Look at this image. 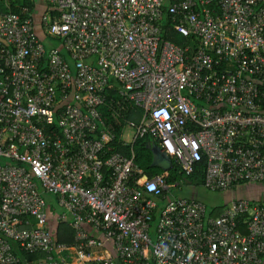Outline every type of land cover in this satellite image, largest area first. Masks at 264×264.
I'll return each instance as SVG.
<instances>
[{"label": "built area", "instance_id": "1", "mask_svg": "<svg viewBox=\"0 0 264 264\" xmlns=\"http://www.w3.org/2000/svg\"><path fill=\"white\" fill-rule=\"evenodd\" d=\"M47 2L42 31L62 38L47 47L32 12L0 11V264H260L264 203L207 213L112 141L136 106L135 134L186 173L204 162L206 188L264 181V0ZM165 10L194 49L162 37Z\"/></svg>", "mask_w": 264, "mask_h": 264}, {"label": "trees", "instance_id": "2", "mask_svg": "<svg viewBox=\"0 0 264 264\" xmlns=\"http://www.w3.org/2000/svg\"><path fill=\"white\" fill-rule=\"evenodd\" d=\"M24 8L27 10L25 11ZM35 9V0H10L9 4H7L4 7H1L0 5V11L1 10H10V11H16L19 12L21 15H25L27 12H32ZM161 26H162V37L170 39L176 43L179 44H185L187 42H190L191 49L195 48L197 45V40L190 37V36H184L181 33H179L173 25L171 14L165 10L160 18ZM38 32V29H37ZM45 35V36H44ZM40 37L42 40L43 38L47 37L56 40L59 42L62 40V38L58 35L52 36L51 34H44ZM43 41V40H42ZM44 43V42H43ZM46 46V43H44ZM47 47V46H46ZM108 95H113V97H117L118 95L113 90L107 91ZM100 109L103 111V113L108 114V117L110 120H112L110 115V109L106 107V105L102 104L100 105ZM264 109V107H263ZM141 109L132 108V106H129L127 110H123V114H119V122H115V136L112 141V145L114 149H117L125 154L130 155L131 153H134V160L135 162L143 169L144 173L148 177H152L156 174L163 173L165 176L166 183L170 186L177 185L176 183L180 181L181 183H188V184H194V185H203L204 181V162L198 161L195 163L194 169L186 173L179 160L173 155L172 152L167 150L166 152L171 156L172 159V166L166 170L163 171L159 166L153 165L151 163L152 160V151L150 149V146L148 143L154 142L159 147L162 148L161 141L159 138L152 136L147 130H145L142 134L137 133L130 141H125V139L122 137V133L124 131V128L127 124L133 125L135 128L138 127L139 121L141 118ZM45 198L46 202L49 204V218H48V227L53 230V233L55 237L58 240L63 241H72L74 238V229L72 226H70L67 221H59L56 220L55 215L56 211L58 210L57 205H55L54 199L55 195L51 193L42 194ZM27 218L31 219L32 221L35 219L34 215L30 213L24 214ZM54 219V222H53ZM57 223V224H55ZM19 252V251H18ZM23 260L31 259L37 256L36 253H26L24 251L19 252ZM95 255H100V250L94 252Z\"/></svg>", "mask_w": 264, "mask_h": 264}, {"label": "crops", "instance_id": "3", "mask_svg": "<svg viewBox=\"0 0 264 264\" xmlns=\"http://www.w3.org/2000/svg\"><path fill=\"white\" fill-rule=\"evenodd\" d=\"M0 2H2L4 6H6L7 4H9L10 0H0ZM46 10H49L47 0H35V9L33 11V14L36 22V28L38 29L39 32L38 33L39 36L44 35L41 28L40 16ZM45 40L47 46L55 45V43H58L56 40L54 41V39L48 38V36L45 37ZM123 134L124 131L122 133V137ZM133 137L131 139L130 138L125 139V141H130L133 139ZM191 185L196 186L194 184ZM216 191L217 193L215 194V196H210L209 194L202 192V195L208 196L206 198L208 202H210V204H207V201H205L203 197L200 196L201 193L200 190H194L190 195H185V196L193 197L197 200L204 202L207 208V213H211L213 215L220 213L226 206L230 204L231 200L233 199L245 198L250 202L251 206H254L259 203H264V181H241L236 184H232L225 189L216 190ZM84 224H87L86 227L89 231H94V229L91 226H89L88 223H84ZM239 229L241 231H244L245 230L244 225L240 224ZM260 264H264V253H263L262 262Z\"/></svg>", "mask_w": 264, "mask_h": 264}, {"label": "rangeland", "instance_id": "4", "mask_svg": "<svg viewBox=\"0 0 264 264\" xmlns=\"http://www.w3.org/2000/svg\"><path fill=\"white\" fill-rule=\"evenodd\" d=\"M1 7H4L3 3L0 2ZM39 33V32H38ZM44 43H46L45 38L42 39ZM55 41V40H54ZM55 43V42H54ZM47 44V43H46ZM57 44V43H55ZM47 46V45H46ZM135 132V127L133 125H126L125 130H124V134H123V138L124 139H131L134 135ZM170 194L173 193L175 195H190L194 190H200V196L203 197V199L205 201H207V204H210V202H208L207 198L208 196H204L202 195V192L209 194L210 196H215V194L217 193L216 190H210L206 187H204L203 185H196L193 186L191 184L188 183H181L180 186L175 185V186H171L170 187ZM199 193V192H198ZM209 196V197H210ZM151 226L154 227L155 226V222L152 221L151 222Z\"/></svg>", "mask_w": 264, "mask_h": 264}, {"label": "water", "instance_id": "5", "mask_svg": "<svg viewBox=\"0 0 264 264\" xmlns=\"http://www.w3.org/2000/svg\"><path fill=\"white\" fill-rule=\"evenodd\" d=\"M148 145L152 151L151 163L159 166L163 171L168 170L172 166L171 156L154 142L148 143Z\"/></svg>", "mask_w": 264, "mask_h": 264}, {"label": "clouds", "instance_id": "6", "mask_svg": "<svg viewBox=\"0 0 264 264\" xmlns=\"http://www.w3.org/2000/svg\"><path fill=\"white\" fill-rule=\"evenodd\" d=\"M161 148V147H160ZM167 153V152H166Z\"/></svg>", "mask_w": 264, "mask_h": 264}]
</instances>
